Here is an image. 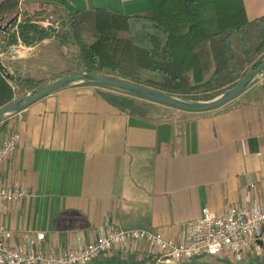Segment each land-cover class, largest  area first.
I'll use <instances>...</instances> for the list:
<instances>
[{"label": "crops", "instance_id": "0c3cea01", "mask_svg": "<svg viewBox=\"0 0 264 264\" xmlns=\"http://www.w3.org/2000/svg\"><path fill=\"white\" fill-rule=\"evenodd\" d=\"M18 1L56 5L60 9L50 12L61 15L96 8L136 15L152 9L151 0ZM243 2L249 21L264 16V0ZM50 42L29 48L17 67L49 82L71 70L56 65L52 79L41 76L48 75V55L40 47ZM6 60L11 59L3 57L4 65ZM99 91L89 84L70 86L0 119V143L20 135L3 166L4 180L30 193L2 210L1 221L17 236L44 231L45 248L55 252L94 241L116 223L123 230H159L175 237L203 208L223 216L233 206L264 204L262 81L219 108L179 110L167 120L124 113ZM117 254L124 257L121 264H152L156 256L132 245L91 264H108ZM199 261L207 264L206 259L182 264ZM155 264L167 263L158 257Z\"/></svg>", "mask_w": 264, "mask_h": 264}, {"label": "trees", "instance_id": "16d2710c", "mask_svg": "<svg viewBox=\"0 0 264 264\" xmlns=\"http://www.w3.org/2000/svg\"><path fill=\"white\" fill-rule=\"evenodd\" d=\"M151 4L150 11L136 15L103 8L63 11L78 50L70 59L73 69L64 74L95 73L187 101L207 102L231 89L264 59V16L249 21L243 0H151ZM50 8L60 9L0 0V49L6 51L18 42L33 46L52 38L66 46L64 35L39 24ZM12 73L14 82L0 71V108L47 85L17 66ZM99 95L124 113L147 116L125 96L102 91ZM123 258L117 254L107 263L121 264ZM157 260L155 256L152 264ZM261 261L255 258L246 264Z\"/></svg>", "mask_w": 264, "mask_h": 264}, {"label": "built area", "instance_id": "2783aa9c", "mask_svg": "<svg viewBox=\"0 0 264 264\" xmlns=\"http://www.w3.org/2000/svg\"><path fill=\"white\" fill-rule=\"evenodd\" d=\"M42 26H57L52 17ZM29 48L21 42L6 51L0 49V58L9 56L12 61L27 57ZM264 83V75L259 79ZM20 143V135H8L0 143V264H91L115 250L142 245L146 251L167 264L189 263L206 257L229 259L235 264H246L250 259L264 257V204L233 206L223 216L213 215L203 208L200 216L187 223L181 232L168 236L156 230H123L119 223L107 225L96 240L73 250L51 251L46 249V233L34 230L17 236L4 222V206L20 203L30 196L20 185L6 183L3 166ZM254 187V186H252Z\"/></svg>", "mask_w": 264, "mask_h": 264}, {"label": "water", "instance_id": "95a60500", "mask_svg": "<svg viewBox=\"0 0 264 264\" xmlns=\"http://www.w3.org/2000/svg\"><path fill=\"white\" fill-rule=\"evenodd\" d=\"M53 33H57V29L48 27ZM0 71L11 82H14V75L11 70L6 67L0 58ZM264 75V59L261 64L251 70L243 79L238 81L231 89L215 98L214 100L207 102H193L181 99L179 97L164 93L162 91L152 89L143 85L128 82L122 79L104 76L95 73H84L77 75H67L53 80L48 83L42 90L27 94L20 98L15 99L13 102L0 108V117H6L13 114H18L34 103L44 99L45 97L62 90L64 88L75 86L79 84H89L99 87H108L112 89H118L129 95L139 97L154 103L162 104L168 107H172L178 110L188 112H205L210 111L233 100L241 93L246 91L251 85L258 81Z\"/></svg>", "mask_w": 264, "mask_h": 264}, {"label": "rangeland", "instance_id": "374dc122", "mask_svg": "<svg viewBox=\"0 0 264 264\" xmlns=\"http://www.w3.org/2000/svg\"><path fill=\"white\" fill-rule=\"evenodd\" d=\"M51 17H52L55 25L57 24V26H54L57 29V33L60 32L66 38V46H62L59 41H57L55 38H52L49 40H45V41L51 40L52 42L48 43L47 45H42L40 47L42 50L45 49L47 52V55H48V59H47V63H46V66L48 67L46 69V72L48 75H41V76L47 77L50 79L53 78V77L51 78V76H53V75H51V72H52V70H56L55 69L57 67L56 65H59V66L61 65L64 68L63 65L67 64L69 66V68L73 69V66L70 64V59L72 58L73 53L78 51L77 47L74 46V41L72 38L71 29L66 24L65 16L61 15L57 12H50L44 20L46 21L47 19H50ZM18 18H20V17L18 16ZM42 22H44V21H42ZM39 24L42 25L41 22H39ZM45 41H43V42H45ZM43 42H40L38 44H41ZM35 45H37V44H35ZM35 45H33V46H35ZM33 46H26L25 45V47H27V48H31ZM16 62H18V61L14 62L12 60H10V61L6 60L5 65L7 67H9V69L11 68V72H12L13 67L17 66ZM66 72H68V71L64 70L60 75H55V76H59L58 78H60L63 76L75 74L73 72H71L70 74H64ZM62 74H64V75H62ZM147 76L151 77V75H149V74H147ZM43 81L46 82L47 84L52 82V81L49 82L47 79H45ZM97 87L99 88L100 91H102L104 93H110V94L116 95V96H125L128 99H131L134 102V104L137 107H139V113H143L144 115H147V116H153L158 120H167V119L172 117L173 113H176L179 111L178 109H175L172 107H168V106H165L162 104L154 103V102H151V101L139 98V97L129 95V94L124 93L118 89H112V88H108V87H99V86H97ZM18 97H20V96L18 95ZM1 118H3V117H0V119ZM204 259H206L207 264H224L225 261L229 260L226 258L220 259V258H213V257H206ZM252 260H254V259H250L249 263ZM261 260L262 261L258 264H264V257H262ZM202 263L205 264V262H201V261L194 262L192 264H202ZM180 264H182V263H180Z\"/></svg>", "mask_w": 264, "mask_h": 264}]
</instances>
